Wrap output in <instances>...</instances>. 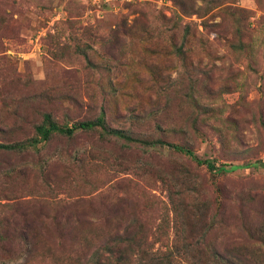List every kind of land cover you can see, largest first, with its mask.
<instances>
[{"label": "rangeland", "instance_id": "374dc122", "mask_svg": "<svg viewBox=\"0 0 264 264\" xmlns=\"http://www.w3.org/2000/svg\"><path fill=\"white\" fill-rule=\"evenodd\" d=\"M0 144V264H264V0H0Z\"/></svg>", "mask_w": 264, "mask_h": 264}, {"label": "trees", "instance_id": "16d2710c", "mask_svg": "<svg viewBox=\"0 0 264 264\" xmlns=\"http://www.w3.org/2000/svg\"><path fill=\"white\" fill-rule=\"evenodd\" d=\"M94 126L102 127V121L100 118H97L94 122L78 123L69 129V128L59 127V126L55 125L50 120L49 115H44L43 119H42V123L35 127V134L37 136V139H33L32 141H30V143H31V145H33L34 143H36L38 141L45 142V141L49 140V138L52 135H55V134L69 136L72 133V131L76 128L81 129V130H89V129L93 128ZM107 133L109 135L115 136L116 138H119V139H122L125 141H131V139L129 137L120 133L119 131L109 130V131H107ZM151 144L152 145H159V146H167L172 151L178 152V153L183 154L185 156L190 157L192 155L190 150L185 149L181 146H176V145L164 143L161 141L148 143V145H151ZM31 145L29 144V146H31ZM24 149H25V145H22V144H13V145L0 144V150L21 151ZM196 162L199 164H203L205 166V168L208 170H213V168H214V166L211 163H209L208 161H196Z\"/></svg>", "mask_w": 264, "mask_h": 264}]
</instances>
